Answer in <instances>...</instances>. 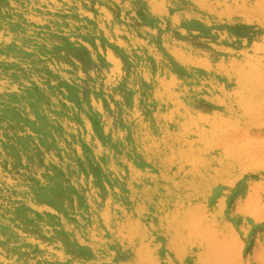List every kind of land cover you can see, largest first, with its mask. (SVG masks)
Wrapping results in <instances>:
<instances>
[{"label":"rangeland","instance_id":"obj_1","mask_svg":"<svg viewBox=\"0 0 264 264\" xmlns=\"http://www.w3.org/2000/svg\"><path fill=\"white\" fill-rule=\"evenodd\" d=\"M229 263L264 264V0H0V264Z\"/></svg>","mask_w":264,"mask_h":264},{"label":"bare ground","instance_id":"obj_2","mask_svg":"<svg viewBox=\"0 0 264 264\" xmlns=\"http://www.w3.org/2000/svg\"><path fill=\"white\" fill-rule=\"evenodd\" d=\"M219 127H220V126H219ZM210 233H211V231H210ZM212 234H213V233H212ZM212 234H211V235H212ZM209 235H210V234H209ZM210 237H211V236H210ZM223 237H225V236H223ZM208 238H209V236H208ZM214 238H215V237H214ZM217 240H218V239H217ZM216 242H218V241H216ZM216 242H214V243L216 244ZM225 242L227 243V241H225ZM230 245H231V244H230ZM224 246L226 247V245H224ZM220 247H223V246H220ZM220 247H218V248H220ZM227 247H228V246H227ZM214 248H215V247H214ZM216 249H217V248H216ZM223 249H227L226 253L229 252V251H228V248H222L221 250L223 251ZM214 251H215V250H214ZM216 251H217V250H216ZM222 251H221V252H222ZM219 252H220V251H219ZM221 252H220V253H221ZM217 253H218V252H217ZM220 253H218L219 256H220ZM214 254H216V253L214 252ZM233 254H234V253H233ZM224 255H225V253H224ZM224 255H222V256H224ZM216 256H218V255H216ZM225 257H226V255H225ZM221 258H222V257H221ZM223 258H224V257H223ZM216 259H217V258H216ZM230 259H231V258H230ZM218 260H219V259H218ZM230 263H231V262H230ZM230 263H229V264H230Z\"/></svg>","mask_w":264,"mask_h":264}]
</instances>
